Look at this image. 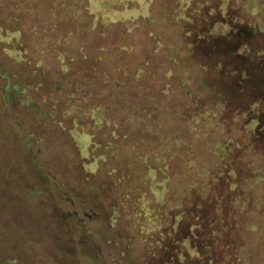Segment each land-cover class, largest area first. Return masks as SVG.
<instances>
[{"label": "rangeland", "instance_id": "374dc122", "mask_svg": "<svg viewBox=\"0 0 264 264\" xmlns=\"http://www.w3.org/2000/svg\"><path fill=\"white\" fill-rule=\"evenodd\" d=\"M247 2L0 0V264H158L170 214L212 181L217 141L244 138L212 102L211 44H264ZM257 212L220 211L215 245L264 264Z\"/></svg>", "mask_w": 264, "mask_h": 264}, {"label": "trees", "instance_id": "16d2710c", "mask_svg": "<svg viewBox=\"0 0 264 264\" xmlns=\"http://www.w3.org/2000/svg\"><path fill=\"white\" fill-rule=\"evenodd\" d=\"M247 5L257 15L264 10V0H249ZM253 36L212 35L211 61L213 73H217L212 77V81H217L212 102L221 103L223 111L242 120L240 133L244 138L224 133L217 141L219 151L214 163L202 169L203 175H210L212 181L206 183V192L198 191L197 198L170 214L165 230L159 233L163 244L155 256L158 264H216L218 260L224 264H249L240 253L242 246H235L230 252L224 249L228 243L215 244L221 231L227 230L226 225L218 223L220 211L234 215L239 208L245 210V215L254 210L264 213V44L257 39L250 43L248 40ZM183 81L187 84L186 79ZM187 92L197 98L195 91L187 89ZM175 139L180 141L178 137ZM240 159L248 160L245 167L237 163ZM217 190L234 201L230 205L216 202ZM161 239L153 237L150 242L158 243Z\"/></svg>", "mask_w": 264, "mask_h": 264}]
</instances>
